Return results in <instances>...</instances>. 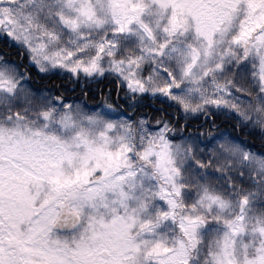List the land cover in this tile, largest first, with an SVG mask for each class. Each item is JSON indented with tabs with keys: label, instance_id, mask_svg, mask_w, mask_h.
<instances>
[{
	"label": "snow or ice",
	"instance_id": "6c2138e0",
	"mask_svg": "<svg viewBox=\"0 0 264 264\" xmlns=\"http://www.w3.org/2000/svg\"><path fill=\"white\" fill-rule=\"evenodd\" d=\"M0 264H264V0H0Z\"/></svg>",
	"mask_w": 264,
	"mask_h": 264
},
{
	"label": "trees",
	"instance_id": "16d2710c",
	"mask_svg": "<svg viewBox=\"0 0 264 264\" xmlns=\"http://www.w3.org/2000/svg\"><path fill=\"white\" fill-rule=\"evenodd\" d=\"M57 83H59V82H57ZM65 86L68 87V88H72L73 87V85H71L70 83H66ZM76 93L79 94V89H77ZM69 94H71V93H69Z\"/></svg>",
	"mask_w": 264,
	"mask_h": 264
},
{
	"label": "rangeland",
	"instance_id": "374dc122",
	"mask_svg": "<svg viewBox=\"0 0 264 264\" xmlns=\"http://www.w3.org/2000/svg\"><path fill=\"white\" fill-rule=\"evenodd\" d=\"M70 96H79V94L78 93H71V94H69ZM89 103H92V101H89Z\"/></svg>",
	"mask_w": 264,
	"mask_h": 264
}]
</instances>
